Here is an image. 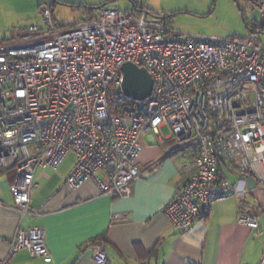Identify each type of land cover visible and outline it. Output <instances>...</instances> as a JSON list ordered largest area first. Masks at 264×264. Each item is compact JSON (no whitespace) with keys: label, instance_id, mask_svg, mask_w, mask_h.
I'll list each match as a JSON object with an SVG mask.
<instances>
[{"label":"built area","instance_id":"2783aa9c","mask_svg":"<svg viewBox=\"0 0 264 264\" xmlns=\"http://www.w3.org/2000/svg\"><path fill=\"white\" fill-rule=\"evenodd\" d=\"M54 1L42 8L43 27L32 24L0 44V167L15 171L11 191L23 213L38 168H58L69 152L76 160L67 184L92 178L103 191L127 195L142 175V133L163 134L164 125L174 151L188 156L165 208L176 228L190 229L217 201L245 196L230 172L264 188V42L254 29L264 24V0H247L260 12L248 34L213 39L176 33L138 0L136 10L105 4L66 25L53 16ZM126 61L151 73L145 99L124 94ZM112 98L130 99V108L115 111ZM249 208L239 204L238 222L258 228ZM94 247L99 264H114L103 241ZM22 248L48 253L44 228H20L0 264Z\"/></svg>","mask_w":264,"mask_h":264},{"label":"crops","instance_id":"0c3cea01","mask_svg":"<svg viewBox=\"0 0 264 264\" xmlns=\"http://www.w3.org/2000/svg\"><path fill=\"white\" fill-rule=\"evenodd\" d=\"M141 141L143 150L137 163L142 175L124 196L103 191L92 178L77 188L67 184L66 177L76 160L69 152L58 168H38L29 212L23 213L11 191L15 171L0 167V258L9 253L20 228L39 226L45 230L48 253L33 256L22 248L11 264H99L94 257L97 241L105 243L114 264H142L145 260L151 264H241L247 231L262 227L259 213L247 199L261 188L258 183L253 186L249 182L251 175L230 172L232 181L246 187L245 196L215 202L190 229L180 230L165 208L183 180L188 156L174 151L171 134L143 132ZM242 202L248 203L250 213L257 216L258 228L239 224Z\"/></svg>","mask_w":264,"mask_h":264},{"label":"rangeland","instance_id":"374dc122","mask_svg":"<svg viewBox=\"0 0 264 264\" xmlns=\"http://www.w3.org/2000/svg\"><path fill=\"white\" fill-rule=\"evenodd\" d=\"M53 16L66 24L96 15L99 7L88 10L87 6L117 4L123 8L133 7L132 0H55ZM150 12L160 15L168 28L178 34H193L208 39L231 35L244 36L252 29L248 26L260 19L258 9L247 0H138ZM50 0H0V44L9 43L14 36L24 33L32 24L43 27L42 8ZM41 4V5H40ZM264 42V31L257 32ZM163 135H170L168 126ZM184 155V154H183ZM185 158V157H183ZM247 199L252 209L259 213L261 230L247 231V245L242 246L241 264H261L264 260V190L256 188ZM247 256V260H246Z\"/></svg>","mask_w":264,"mask_h":264},{"label":"water","instance_id":"95a60500","mask_svg":"<svg viewBox=\"0 0 264 264\" xmlns=\"http://www.w3.org/2000/svg\"><path fill=\"white\" fill-rule=\"evenodd\" d=\"M123 71V91L124 94L133 99H145L153 89V77L149 70L139 66L132 61L124 62ZM249 182L256 185V179L251 176Z\"/></svg>","mask_w":264,"mask_h":264},{"label":"trees","instance_id":"16d2710c","mask_svg":"<svg viewBox=\"0 0 264 264\" xmlns=\"http://www.w3.org/2000/svg\"><path fill=\"white\" fill-rule=\"evenodd\" d=\"M55 2L56 1H54L53 5L55 4ZM87 7H88L87 8L88 10H91V9L97 8L99 6L89 5ZM128 9H135L136 10L137 6L129 7ZM69 24H72V23H66V25H69ZM247 24H248L249 27H251V29H253L252 25L249 22H247ZM254 29L256 30V32L264 31V24H260V25L256 26ZM22 35H23V33L18 34L19 37L22 36ZM112 99H113L112 102L115 105L114 109H115V111H118V112H122V111H125V110L129 109L130 107H128V105H130L131 102H132V101H130V99L127 102L121 101V100H124L122 98H117V99L116 98H112Z\"/></svg>","mask_w":264,"mask_h":264}]
</instances>
